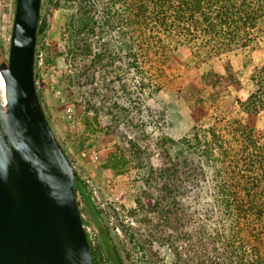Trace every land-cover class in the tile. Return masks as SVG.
Instances as JSON below:
<instances>
[{
	"label": "trees",
	"instance_id": "trees-1",
	"mask_svg": "<svg viewBox=\"0 0 264 264\" xmlns=\"http://www.w3.org/2000/svg\"><path fill=\"white\" fill-rule=\"evenodd\" d=\"M56 5L69 11L60 32L69 90L87 113L104 115L111 131L125 133L105 168L139 173L137 207L156 215L155 234H166L173 264H264V131L235 119L220 128L201 123L179 140L161 134L151 141L146 132L158 121L166 123L171 105L160 96V81L180 46L190 49L193 61L218 58L220 64L197 72L178 88V98L190 96L202 110L206 100L222 98L240 83L229 54L259 46L264 0H57ZM44 28L40 16L37 46ZM35 82L37 87L36 75ZM250 82L248 98L237 102L244 113L257 115L264 112V64L253 68ZM75 193L90 215H98L78 175ZM144 199L153 202L149 211ZM89 242L95 264H105L102 247ZM182 242L188 247L185 259Z\"/></svg>",
	"mask_w": 264,
	"mask_h": 264
},
{
	"label": "rangeland",
	"instance_id": "rangeland-1",
	"mask_svg": "<svg viewBox=\"0 0 264 264\" xmlns=\"http://www.w3.org/2000/svg\"><path fill=\"white\" fill-rule=\"evenodd\" d=\"M56 4L57 0H42L41 19L45 28L39 37L35 57L37 92L52 130L78 177L85 183L91 206L98 213L96 216L90 215L86 202L78 194L77 200L89 241L95 248L98 245L102 247L105 264H173L174 253L168 241L164 240L166 234H155L154 231L158 220L149 211L153 202L144 199L149 212L137 207L136 196L140 191L136 181L139 173L128 169L120 175L105 168L104 163L116 147L122 146V141L126 139L125 133L119 136L111 131L110 121L104 115L87 113L78 95L69 90L66 80L68 65L63 56L65 48L60 33L69 11ZM15 11L16 0H0V59L6 60L9 57ZM259 46L254 50L229 54L240 74V83L233 86L228 95L206 100L202 110L198 109L194 98H178L177 90L191 82L197 72H208L218 66L220 60L214 58L203 63L193 61L191 51L185 45L172 52L160 81V96L171 108L166 123L158 121V125L146 131L150 140L161 134L179 140L201 123L206 127L220 128L235 119L242 120L258 131H264V112L246 114L237 102L248 98L252 70L264 64V38ZM245 61L249 62L247 68L244 67ZM153 162L158 165L160 160L154 157ZM134 209H138L137 215L132 214ZM142 218L150 223L141 224L139 220ZM180 246L185 259L188 247L184 242Z\"/></svg>",
	"mask_w": 264,
	"mask_h": 264
},
{
	"label": "water",
	"instance_id": "water-1",
	"mask_svg": "<svg viewBox=\"0 0 264 264\" xmlns=\"http://www.w3.org/2000/svg\"><path fill=\"white\" fill-rule=\"evenodd\" d=\"M41 7L16 0L9 57L0 61V264H95L77 172L38 97Z\"/></svg>",
	"mask_w": 264,
	"mask_h": 264
},
{
	"label": "bare ground",
	"instance_id": "bare-ground-1",
	"mask_svg": "<svg viewBox=\"0 0 264 264\" xmlns=\"http://www.w3.org/2000/svg\"><path fill=\"white\" fill-rule=\"evenodd\" d=\"M2 90L5 91V86H4L3 80H2Z\"/></svg>",
	"mask_w": 264,
	"mask_h": 264
}]
</instances>
